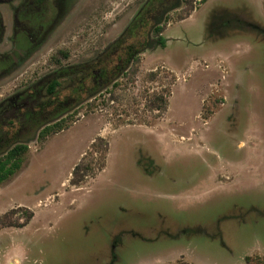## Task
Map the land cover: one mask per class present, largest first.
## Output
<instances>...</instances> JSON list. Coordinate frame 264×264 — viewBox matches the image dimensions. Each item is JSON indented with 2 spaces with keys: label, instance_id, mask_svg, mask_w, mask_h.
I'll list each match as a JSON object with an SVG mask.
<instances>
[{
  "label": "rangeland",
  "instance_id": "rangeland-1",
  "mask_svg": "<svg viewBox=\"0 0 264 264\" xmlns=\"http://www.w3.org/2000/svg\"><path fill=\"white\" fill-rule=\"evenodd\" d=\"M146 2L0 1V156L30 147L0 185V264H264V0H186L121 102L92 112L67 98ZM52 80L66 96L55 112L42 108ZM162 85L166 112L119 125ZM64 114L69 128L39 142ZM99 137L105 168L74 185Z\"/></svg>",
  "mask_w": 264,
  "mask_h": 264
},
{
  "label": "trees",
  "instance_id": "trees-1",
  "mask_svg": "<svg viewBox=\"0 0 264 264\" xmlns=\"http://www.w3.org/2000/svg\"><path fill=\"white\" fill-rule=\"evenodd\" d=\"M4 1V0H0ZM176 1L172 7L165 8ZM186 0H147L141 11L132 20L121 36L104 52L92 66V70L87 75L77 79L76 83L69 89L68 99L76 101V108L86 107L92 112L99 109L101 103L102 109L110 108V104L121 102L122 95L118 91L124 90L130 84L133 88L137 87L138 77L137 65L140 63L143 52L151 47L154 39L159 41V47H166V38L163 36L166 26L170 20L167 14L171 10L180 8ZM206 2V0H202ZM64 58H68V53L61 51ZM136 67L133 73L132 68ZM167 77V73L161 71H152L147 75L148 82H157L160 77ZM127 80V82L125 81ZM61 87L59 80H52L48 85V94L53 96L49 102L42 106L43 109H51L54 112L61 100V94L58 89ZM171 88L168 85H162L160 90L145 88L141 93V100L133 99L139 107L133 112L135 119L133 121L119 120V125H149L152 121L147 114H162L167 111L169 99L171 97ZM115 115L122 114L120 109L115 108ZM58 113V115H60ZM68 114V113H67ZM125 114H129L125 111ZM67 116L56 117L53 122L44 125L39 133L38 141L45 142L49 137L68 129ZM121 116V115H119ZM157 116V115H156ZM137 122V123H136ZM110 146L106 139L99 137L91 146V149L83 157L82 161L74 168L72 182L79 185L88 177L96 175L98 171L105 168L107 155ZM30 147L27 143L15 144L6 153L0 156V185L13 178L25 165ZM100 155L95 158V155ZM177 264H185L178 262Z\"/></svg>",
  "mask_w": 264,
  "mask_h": 264
}]
</instances>
